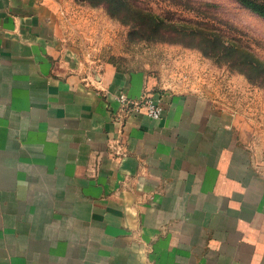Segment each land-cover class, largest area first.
<instances>
[{"label": "crops", "instance_id": "obj_1", "mask_svg": "<svg viewBox=\"0 0 264 264\" xmlns=\"http://www.w3.org/2000/svg\"><path fill=\"white\" fill-rule=\"evenodd\" d=\"M63 8L0 0V264H264L237 113L85 51Z\"/></svg>", "mask_w": 264, "mask_h": 264}, {"label": "rangeland", "instance_id": "obj_2", "mask_svg": "<svg viewBox=\"0 0 264 264\" xmlns=\"http://www.w3.org/2000/svg\"><path fill=\"white\" fill-rule=\"evenodd\" d=\"M59 1L64 6L65 28L76 36L85 51L95 52L98 58L109 59L129 71L143 69L154 75L165 89L186 91L212 105L236 112L243 142L251 150L259 175L264 177V79L251 78L249 75L253 72L237 64L242 51L232 56L215 55L203 49L206 44L203 40L187 41L175 36L169 40L172 37L162 32L144 37L136 30L134 13L138 11L123 10L113 15L107 6H93L88 0ZM252 1L264 4V0ZM131 3L172 23H181L184 19L213 20L233 32L264 62V12L243 0H137Z\"/></svg>", "mask_w": 264, "mask_h": 264}, {"label": "trees", "instance_id": "obj_3", "mask_svg": "<svg viewBox=\"0 0 264 264\" xmlns=\"http://www.w3.org/2000/svg\"><path fill=\"white\" fill-rule=\"evenodd\" d=\"M94 5H105L113 15H119L120 11L133 10L138 11V14L134 13L135 21H137V29L141 31L145 36L149 37L152 32H162L173 37H181L183 39L191 40H203L206 44L203 49L209 54L215 55H236L238 51H242V55L238 60V65L248 67L249 71L253 73L249 75L251 78L264 79V62L258 59L251 50L247 49V45L233 32H228L226 28L220 26L219 23L213 20H193L184 19L179 22H168L166 18L155 12L141 7L138 5H132V1L137 0H88ZM243 3L253 6L255 9L264 12V4L253 2L252 0H243ZM256 9V10H257ZM165 40H168L165 38ZM188 41V40H187ZM186 43V42H185ZM189 42H187L188 44ZM241 71L244 69L240 68ZM253 75V76H252Z\"/></svg>", "mask_w": 264, "mask_h": 264}, {"label": "built area", "instance_id": "obj_4", "mask_svg": "<svg viewBox=\"0 0 264 264\" xmlns=\"http://www.w3.org/2000/svg\"><path fill=\"white\" fill-rule=\"evenodd\" d=\"M119 100L127 111L143 112L153 119H160L163 117L164 110L162 101L155 96L146 95L135 99L123 92L119 95Z\"/></svg>", "mask_w": 264, "mask_h": 264}]
</instances>
